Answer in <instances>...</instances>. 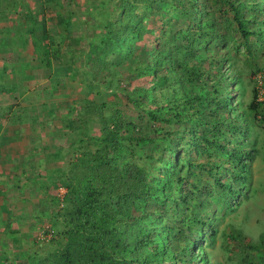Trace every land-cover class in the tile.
<instances>
[{"label":"trees","instance_id":"16d2710c","mask_svg":"<svg viewBox=\"0 0 264 264\" xmlns=\"http://www.w3.org/2000/svg\"><path fill=\"white\" fill-rule=\"evenodd\" d=\"M116 1L122 7V12L118 18L109 19L104 24L99 44L88 58V66L83 71L92 86L109 81L115 74L113 65L131 58L138 40L150 32L143 24V17L139 15V7L145 6V13L148 14L151 11H162L166 4H170L175 8L174 15L181 13L187 21H191V18L196 20V23L189 25L190 36L180 33V41L175 37L172 42H182L177 46L184 53L179 58L184 64L182 67L176 64L175 60L178 59L173 58L172 54L160 52L158 47L155 52L148 53V59L138 61L135 65L137 71L153 76L149 98H153L157 106L147 107L138 101L136 104L144 109L150 124H163L165 132L163 136H159L158 132L155 135L144 133L147 126L128 120L122 109L110 108L112 113L107 116L106 102L83 99L85 116L100 122L101 132L92 135L74 117L66 119L74 130V136L68 144L72 157L62 173L54 177L55 180L64 181L67 191L63 198L65 206L52 223L53 227L60 229L63 238L60 241L53 239L59 247H55L52 252L44 256L28 253L27 256L31 264H192L198 257L207 264V253H198L193 245L184 242V245L175 248L166 244L171 236L173 240H179L184 228H179L174 235L173 227L161 224L162 215L170 211L174 204L188 202L187 189L193 187L191 190H199L201 178L199 183H192L189 177L194 169L201 173L206 171L214 178L223 192L226 191V195L221 197L226 199L229 210H234L231 206L233 200L227 195H244L245 186L249 182L248 154L250 148L254 150L250 141L251 126L254 125L251 118L253 122L259 116L264 120V109L256 98L258 89H254V104L248 105L250 110H254V115L250 118V112L245 111L240 115L237 110L244 105V85L240 77H227L222 71L225 59L220 62L212 59L207 67H203V59L200 64L189 61L194 50L191 47L193 41L208 36L210 31L205 26L213 27L216 23V19L211 18L213 13L203 9L209 0H189L188 8L187 0ZM225 2L230 4L234 12L238 31L242 33L246 44L251 36L264 35L261 28H250L247 24L248 20L242 14V1ZM27 19L32 23L31 31L35 32L36 20L31 12L27 14ZM163 19L165 21L164 16ZM249 21L256 20L250 18ZM70 29L68 23L67 30ZM49 38L54 42L53 35L49 34ZM40 54L44 56L48 68L53 65V55L57 59L60 56L57 48L50 55L43 49ZM164 62L167 65H163ZM214 67L222 73L220 79L212 75ZM56 68L58 70L61 66L58 64ZM63 69L66 73L71 71L70 66L65 65ZM64 77L59 76L56 81H62ZM213 78L217 84L211 93L193 90V82ZM232 82L239 85L241 97H236L238 106L234 105L235 95L229 88ZM177 85L180 86L179 92L176 90L175 94H169L168 90L177 89ZM224 85L227 86L225 90ZM160 90L164 91L165 96L158 98ZM177 93L182 94L183 99L179 100L175 96ZM185 122L190 123V128L183 134H180L182 131L169 129L173 124ZM129 127L132 134H127ZM229 132H232L230 137L226 134ZM239 133L242 136L236 139ZM157 141L162 146V155L157 159L153 154L149 155L148 161L155 159V162L140 164L135 158L137 150L154 145ZM183 142L187 146H183ZM63 150L60 148L58 154H62ZM204 153L208 155V161H193L192 157H187L191 155L197 159ZM211 157H216L218 161L211 162ZM224 159L236 163L242 169L235 177V181L241 180L242 183L239 191L218 175L220 170L217 169L222 166ZM183 171L188 174L180 175ZM151 199L156 203L153 210L148 208ZM185 218L187 221L188 218ZM189 218L194 221L188 223L190 228L195 223L200 224L195 230L199 231L198 240H205L203 226L208 223L198 218ZM230 237L238 238L236 234ZM263 244L262 235L261 244L251 243L249 246L260 250Z\"/></svg>","mask_w":264,"mask_h":264},{"label":"rangeland","instance_id":"374dc122","mask_svg":"<svg viewBox=\"0 0 264 264\" xmlns=\"http://www.w3.org/2000/svg\"><path fill=\"white\" fill-rule=\"evenodd\" d=\"M236 1L243 2L242 14L248 20L249 27L264 30V0ZM40 4L44 5L41 7V11H39ZM206 4L207 6L203 9H209L213 13L211 18H215L216 23L213 27L205 26V29L210 31L208 36L193 41L191 47L194 50H192L193 54L191 53L189 61L200 64L203 59L205 61L203 67H207L210 66L212 59L219 62L225 59L222 71L226 73L227 77H240L244 85L242 94L244 105L242 108H238L237 112L240 115L244 113L243 111L250 112L251 118V115H254V110H250L248 105L254 104L255 88L258 89L257 101L264 109V35L262 37L251 36L249 43L246 44L242 33L238 31V23L234 18L230 4L225 0H209ZM31 5L36 11L35 32L28 31V35L14 37L12 28L19 16H16L17 19H9L10 13H6V17L0 18L2 29L0 31L4 35L1 38V43L16 46L17 40L19 45L22 43L26 45L24 52L32 56L35 55L37 45L46 50L49 55L54 48L59 50V59L55 55L51 57L56 66L58 64L61 66L57 75L65 77L62 81L49 83L51 96L49 95L45 103V99L42 97V107L44 108L52 104L60 105L59 116L52 119L53 124L55 120L58 124H54V126L52 124L51 128L46 127L43 130V136L47 139L44 137L38 140V145L41 146L49 141H52L53 145L56 144L55 142H62L65 149L61 159L55 161L54 158L50 162L45 161L38 165H31L30 171H32L33 179L29 178V188L25 190L27 193L10 195V205L16 208L12 207L9 214L5 211L3 217L0 218V264H31L27 256L28 253L44 256L52 252L55 247H59V244L53 242V239L60 241L63 237L60 234V229L53 227L52 223L57 213L65 206L63 198L67 190L64 181L62 179L55 180L54 177L59 176V172L62 173L72 157L69 147L66 146L74 136L73 127L67 124L66 119L74 117L76 122L79 121L85 125L92 135L101 132V123L85 116L86 113L82 107L84 106L83 99L99 103L106 102L107 116L112 113L110 108H120L128 120L147 126L144 133L155 135L158 132L159 136H163V132H165L162 128L163 124H150V118L144 109L136 104L138 101L147 107L157 106L154 103L155 100L149 98V87L153 82V76L137 71L135 65L138 61L148 59V53L155 52V48L158 47L160 52L172 54L173 58L178 59L175 60L176 64L182 67L184 64L179 58L184 53L177 49V46L182 42H172L175 37H178L180 41L181 34L190 36L189 25L196 23V20L192 18L191 21H187V18L181 13L178 16L174 15L175 8L170 4H166L162 11H151L148 14L145 13V6L139 7V15L141 18L143 17V24L150 29V32L138 40L131 58L113 65L115 74L109 81L101 83L99 86L96 84L92 86L88 83L87 75L83 73L88 66L87 60L99 44L104 24L109 19L118 18L122 7L116 0H33ZM189 6L190 3L187 0L186 8ZM10 7L13 8V6ZM250 18H254L256 21H249ZM68 23L71 25L69 31L67 30ZM9 24L10 27L7 26ZM9 28L11 33L8 34ZM23 29L25 32V28ZM192 33L194 34V31ZM49 34L53 35L54 42L50 41ZM51 45L54 47L52 48ZM8 57L11 58L12 54H8L6 57L4 53L6 61ZM252 63L256 66H253ZM65 65L70 66L69 73L64 71ZM163 65H167L166 62ZM70 74L73 77L68 79ZM212 75L219 79L222 77V73L216 67L212 69ZM193 83L195 92L208 91L209 93L214 90L215 84H217L214 78ZM33 85L35 86V84ZM35 88L36 93L42 92L41 89H37V86ZM225 88H227L226 85L223 86L224 90ZM229 88L235 95L234 105L238 106L236 97H241L238 83L232 82ZM178 89H180L179 85H177V89H170L168 92L175 94L176 90L179 92ZM164 96V91L160 90L158 98ZM175 96L179 100L183 99L182 94L177 93ZM12 109H14V105ZM13 113L16 114V110H12L11 114ZM5 116L3 118H6ZM251 121L254 125L251 126L250 141L254 145V150L250 148L248 154L249 182L244 189L246 195L243 193L237 194L235 197L227 195L231 196L233 200L231 206L234 210H229L226 199L221 197L226 195V191L223 192L221 187L215 183L214 178L206 171L201 173L198 169H194L193 173H189V177L192 183H199L201 178L199 190H191L193 187L187 189L188 202L181 205L176 203L170 208V211L162 215L161 224L173 227L174 235L179 228H184V233L179 240L175 241L173 236L169 237L170 240L166 242L168 246L176 248L177 245H184V242L193 245V248L199 251L198 253L201 251L207 253L209 259L207 264H264V244L260 250L249 246L251 243L261 244V236H264V120L262 121V117L259 116L254 119V122L251 118ZM6 124L7 127H10L9 121ZM189 128L190 123L185 122L173 124L169 129L182 131L180 134H183ZM130 130L129 127L127 134H132ZM35 132L36 135L43 133L38 130ZM230 133L232 132L226 133L227 136L230 137ZM3 134L4 136L9 135L10 130H4ZM177 136L175 135V137ZM224 136L226 137V135ZM241 136L239 133L236 139ZM182 145L187 146V143L183 142ZM161 148L160 141L154 145L141 147L137 150L135 158L144 165L148 161L149 155L153 154L155 159L162 155ZM187 157H192L193 161H208L209 159L206 153L199 155L197 159L196 156L188 155ZM155 159L150 161L155 162ZM210 160L214 163L218 161L216 157H211ZM182 163L184 164L183 161ZM217 170H220L218 175L224 181L230 182L233 189L240 190L241 180L235 181V177L242 170L239 165L224 159L222 166ZM184 174L188 173L184 171L180 173V175ZM155 207L156 203L151 199L148 208L153 210ZM7 215L13 219L10 220ZM185 217L188 218L187 221ZM189 217L198 218L208 223L203 226L205 240H198L199 231H195L200 224L195 223L191 228L188 226V223H194ZM231 234H236L238 238L232 239ZM192 264L205 263L198 257Z\"/></svg>","mask_w":264,"mask_h":264},{"label":"crops","instance_id":"0c3cea01","mask_svg":"<svg viewBox=\"0 0 264 264\" xmlns=\"http://www.w3.org/2000/svg\"><path fill=\"white\" fill-rule=\"evenodd\" d=\"M32 1L33 0H0V18L6 17V13H10L9 19H17L16 16H19V19L15 20L14 28H12L15 35L14 37L28 35V31H31L32 23L28 22L27 14L31 12L36 20V11L33 5H31ZM3 2L7 3L3 4ZM10 6H13V8ZM43 6L44 5L40 4L39 11H41V7ZM7 26L10 27L11 25L9 24ZM23 28H25V32ZM0 30L2 31L1 27ZM1 31L0 218L3 217L5 211L9 214L11 208L14 207L10 205L9 197L16 195V193L18 195L27 193L25 190L29 188V178L33 179L32 171H30L32 169L31 165H38L45 161L50 162L51 160L53 161L54 158L55 161L61 159L62 154H58V150L60 148L65 149V145L62 142H55L57 145H53L52 141H49L41 146L38 145V140L45 137L43 136V130L46 129V127L51 128L53 124L52 119L59 116V104H52L45 108L42 107L43 99H45V103L49 95L51 96L50 86H48L49 83L55 82L59 76L56 75L58 73L56 64L52 63L53 65L50 68L46 66L44 56L40 54L43 48L39 45H37L35 55L32 56L24 52L26 45H24V43L19 45L17 40L16 46L1 43V38L4 36ZM7 33H11L10 28ZM4 53L6 57L8 54H12V57H8L6 61V59H4ZM72 77L73 75L70 74L68 79ZM32 84H35L37 89H41L42 92L36 93V88L34 85L32 86ZM13 105L14 109H12ZM12 110H16V114H11ZM3 116L6 118H3ZM8 121L10 127H7L6 123H8ZM54 124H58V122L55 120ZM4 130H10V134L4 136ZM37 130L43 132L42 135H36L35 131ZM66 147H68V145ZM30 196H32L31 193ZM9 216L10 215H7L10 219Z\"/></svg>","mask_w":264,"mask_h":264}]
</instances>
